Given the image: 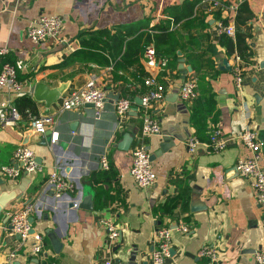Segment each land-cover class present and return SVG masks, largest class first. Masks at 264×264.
I'll use <instances>...</instances> for the list:
<instances>
[{"label":"crops","instance_id":"0c3cea01","mask_svg":"<svg viewBox=\"0 0 264 264\" xmlns=\"http://www.w3.org/2000/svg\"><path fill=\"white\" fill-rule=\"evenodd\" d=\"M193 1L192 21H185L192 17L176 20L174 14ZM243 3L245 9H239ZM0 9V46L9 48L6 59L17 64L18 76L31 90L37 81L49 86L64 83V95L93 77L107 91L98 117L86 104L59 111L56 103L45 107L31 91L21 95L0 92V112L10 105L23 110L16 125L0 126V166L12 162L13 150L20 143L29 145L40 159L35 171H24L15 178L0 173V194L12 197L0 215V264H5L11 251H15L12 264H102L106 258L121 264H151L156 225L172 228L170 255L163 264L201 262L197 250L204 243L217 248L216 264H255L254 249L264 242L263 209L249 179L234 166L238 157L249 153L237 137L247 125L262 140L259 162L264 167V0H0ZM40 13L63 17L59 40L34 42L27 35L26 27ZM238 17L245 23L236 24ZM166 18L178 28L172 40L177 44L176 57L158 55L167 60L151 66L155 73H149L164 84L165 94L147 108L161 128L145 136L150 153L157 152L151 160L156 179L139 187L129 169L130 150L142 125V106L135 98H141L143 92L136 90L132 110L122 119L114 106L118 96L130 98L125 80H132L130 72L139 66L117 68L105 43L118 33L128 34L127 28L150 31ZM219 20L233 24L244 35L239 41L242 54L226 48L222 39L230 35L219 30ZM182 22L185 26L181 27ZM80 50L86 51L80 54L82 59L70 60ZM177 50L184 57L183 66ZM101 55L106 62L97 63ZM140 61L148 71L143 53ZM238 67L239 85L235 81ZM197 71L204 75L209 90L198 86L196 98L182 100L178 95L182 81ZM206 92L212 94L209 101L214 111L206 119V135L219 126L227 144L213 150L199 138L201 143L191 152L186 143L196 135L191 116L197 99ZM29 100L34 115L24 108ZM44 115L53 116L55 123H46L43 133L31 130L32 116ZM49 129L53 135L46 134ZM125 133L132 139L122 149L117 143ZM164 136L169 145L158 153ZM103 153L109 158L107 169L100 167ZM55 168L74 189L64 192L53 206L55 195L49 194L47 177ZM181 187L188 193L186 204L172 200L180 195ZM84 194L90 196L91 208L80 205ZM27 201L34 205L31 226L35 233L22 240L8 218ZM71 201L77 205L70 206ZM191 205L199 208L191 210ZM106 218L119 227L114 240L107 238ZM180 224H187L188 230H181ZM37 235L42 236L43 246L35 252Z\"/></svg>","mask_w":264,"mask_h":264},{"label":"built area","instance_id":"2783aa9c","mask_svg":"<svg viewBox=\"0 0 264 264\" xmlns=\"http://www.w3.org/2000/svg\"><path fill=\"white\" fill-rule=\"evenodd\" d=\"M1 11V9H0ZM218 28L220 31L233 36L235 28L233 24L224 23L222 20L218 21ZM63 29V17L60 15H51L40 13L33 18L26 27L27 35L34 41L40 42L46 38L59 40ZM9 48L7 46H0V92L10 91L16 95L24 94L31 91V87L27 86L26 82L18 76V66L15 62L6 59V54ZM144 60L147 65L155 66L158 62L165 64L166 58H160L156 52L153 44H148L143 50ZM236 58L240 59V55L236 54ZM235 81L239 85L242 81V76L237 68L235 72ZM146 85H154L153 90L146 91L141 95L142 106V125L140 134L137 137L136 145L130 150L131 165L130 175L134 183L139 187H146L154 183L156 173L152 168V161L150 159V151L145 136L160 132V123L147 110L150 102L155 99L163 98L165 94V87L162 82L157 81L154 77H146L144 79ZM197 81L195 75H188L182 81L178 95L182 100H193L197 96ZM107 98V91L103 87L97 85L95 79L89 78L86 82L77 89H72L60 96L56 105L59 111L65 109L76 108L82 104L92 103L95 116H99L105 99ZM133 100L128 96H118L114 100L115 112L119 119L124 118L131 110ZM245 111H248L247 106H244ZM21 118V113L14 105H10L6 110L0 112V126L16 125ZM46 123L53 124L55 119L51 115L47 116H33L30 119V129L43 133L45 131ZM238 139L248 149L249 153L238 157L235 162V168L239 175L249 179L250 184L255 193L256 201L262 206V218L264 222V167L260 165L259 159L261 156L262 140L257 131L245 126L237 134ZM188 150L194 152L200 139L196 135H192L186 140ZM207 148L213 150L223 149L227 142L225 136L219 126H214L209 130L208 138L202 142ZM12 162L0 166V173L4 176L15 178L22 172L35 171L39 167L33 149L25 144H18L12 154ZM100 167L107 169L110 166L109 158L106 153H103L99 159ZM47 182L51 186L55 197H60L66 191H73L74 184L68 180L56 168L49 172ZM77 202L74 203V206ZM34 205L27 201L24 205L9 214L8 222L14 232L19 234L20 239L25 240L35 232L30 233L32 228L28 217L32 214ZM103 223L107 229V238L114 240L119 236V227L111 219H103ZM179 228L187 231L189 226L187 224H180ZM171 233L172 228L164 225H156L154 230L155 244L150 254L151 264H163L165 259L170 255L171 249ZM43 246V239L41 235L36 236L33 244V251H40ZM197 254L202 258L201 262L197 264H216L218 260V250L214 245L201 244L197 250ZM15 256V251H11L7 257L5 264H12L11 261ZM255 264H264V242L254 253ZM102 264H121L118 260L113 258H106Z\"/></svg>","mask_w":264,"mask_h":264},{"label":"trees","instance_id":"16d2710c","mask_svg":"<svg viewBox=\"0 0 264 264\" xmlns=\"http://www.w3.org/2000/svg\"><path fill=\"white\" fill-rule=\"evenodd\" d=\"M196 4V1H193L191 3H187L182 9L181 13L176 15L174 14L175 19H181L184 17H192L189 18V20H185L186 24H189L188 21H192L195 17L194 13V6ZM245 9V4H241L240 8ZM238 9V11H239ZM245 23V19H241L240 17L236 18V24L238 23ZM171 21L169 18L162 19L158 24H155L154 27L149 31V30H139L137 31L136 29H129L127 28L126 32L128 34H123V32L118 33L114 37H110L107 39L105 46L110 50L111 52V57L113 60H115V66L117 68H121L122 70L128 69L131 65H136L139 66L138 70L136 72H130L132 80H125L126 84V89H127V95L130 96L131 99L134 98L136 90L140 91L141 93H145L146 91L153 90L155 87L153 84L151 85H146L144 82V79L146 77H149V72L144 68L142 65L140 59L142 57L143 50L146 45L148 44H153V46L156 49V52L158 55H170L171 57H176V49H177V44L175 45L173 43V37H177V26L172 27ZM179 25V24H178ZM181 27L185 26V23H180ZM239 25V24H238ZM239 27V26H238ZM125 31V30H124ZM132 36H127V35ZM244 38L243 34H240L238 32V29L235 30V38L233 39L231 36H225L222 41L226 45V48L229 51L237 50L238 53L242 54L241 47L239 41H241ZM110 42V43H109ZM173 43V44H172ZM83 49V48H82ZM84 50H80L78 52H75V54L70 57V60H75L77 58H80V54ZM86 52V51H84ZM93 54V51H91ZM82 59V57L80 58ZM97 63H103L106 62L105 56L101 55L100 58H96ZM87 68H90V66H86ZM196 81H197V88H202L206 91L209 90V85L208 82H205L204 75L199 73L198 71L195 74ZM157 79V78H156ZM158 81V79H157ZM136 83H138V86H135ZM207 83V84H206ZM134 87V88H132ZM210 93V92H209ZM197 97V96H196ZM212 100V94H208V92L204 93L200 98L197 99V104L193 108V113L191 116L192 123L194 124L195 127V134L198 138L200 139H207L208 135H206V128H207V117L209 114L213 113V108L212 104L210 101ZM26 107V110L34 115L33 111V106L31 101H27V103L24 105V108ZM18 108V107H17ZM23 108V109H24ZM18 110L23 112V110ZM33 117V116H32ZM178 183L181 185V182L178 181ZM180 195H178L177 198H174L175 202H184V204L187 203V196L188 193L186 190H184L182 187L180 189ZM167 209V208H165Z\"/></svg>","mask_w":264,"mask_h":264},{"label":"water","instance_id":"95a60500","mask_svg":"<svg viewBox=\"0 0 264 264\" xmlns=\"http://www.w3.org/2000/svg\"><path fill=\"white\" fill-rule=\"evenodd\" d=\"M177 54L179 55L178 60L180 62V65L183 66L184 57L181 55V52L179 50H177ZM147 69H148V72L150 74H154L155 73V68H152L151 66H148ZM187 69L190 70L191 66L188 65ZM64 88H65V84L64 83H62L60 85H57V86H49L48 83H46L44 81H37V82L34 83V85L32 87V95H33L34 99L39 100V101H43L45 107H49L51 104L57 103L58 99L62 95V92L64 91ZM135 102L136 103H141V98L140 97L135 98ZM86 105H88L90 107L93 106L92 103H86ZM70 125L72 126V128L74 127L73 123H71ZM46 134L53 135L52 130L51 129L47 130ZM131 139H132V137L128 133H125L123 135V140H121V142H118L117 146L119 148H122V149H127ZM167 141H168V138L166 136H164L162 142H160V144H159L158 153L160 151L166 150V148L169 145ZM62 144L64 145V142H62ZM51 150H53V149H51ZM156 153L157 152L150 153V159L151 160L154 159ZM57 159H62V157L60 156ZM36 160H37L38 163L40 162V159L38 157L36 158ZM78 186H81V185L78 184ZM48 188L50 189L49 194H52L53 190H52L51 186H49ZM81 192H82V190H81ZM82 196H83V198H82L83 204L81 202L80 205H83V206H85L87 208H91L92 205H91L90 196L88 194H84ZM11 198L12 197L9 196L6 193L0 194V215L2 213L3 208L5 207L6 203ZM57 198L58 197H55V199L52 201L53 206L57 204V203L55 204V202H56L55 200H57ZM74 203H75V201H71V202H69V205L70 206H74ZM190 207H191V210H195V209L199 208L198 205H195V206L191 205ZM28 219L31 222L33 220V216L29 215ZM34 231H35L34 228L30 229V233H32ZM17 236H18V238H20L19 234H17ZM53 241L57 245V247L60 246L61 242L58 239H54ZM254 251H256V250L254 249ZM13 264H20V263L15 261V262H13Z\"/></svg>","mask_w":264,"mask_h":264}]
</instances>
